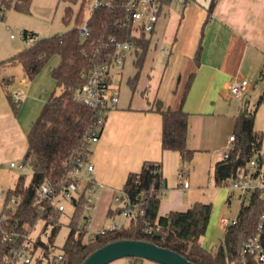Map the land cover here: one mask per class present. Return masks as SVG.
Masks as SVG:
<instances>
[{
    "label": "trees",
    "instance_id": "trees-1",
    "mask_svg": "<svg viewBox=\"0 0 264 264\" xmlns=\"http://www.w3.org/2000/svg\"><path fill=\"white\" fill-rule=\"evenodd\" d=\"M33 0H0V11L4 14L11 8L18 12L31 14ZM68 3L64 21L70 18V5L79 0H65ZM81 9L77 15V26L55 36H38L24 30V40H35L22 52L1 62L6 65H20L27 80H33L49 59L57 55L59 62L51 71L60 93L52 92L44 104L41 113L35 119L28 134V147L23 157L24 165L32 170V179L26 184L25 177L20 176L13 189L7 194L6 202L0 214V263L3 258L24 245L33 256L34 264H53L57 254L63 255L61 264H83L95 251L105 245L122 240H136L153 243L159 247L174 251L195 264H258L250 258L242 262L240 253L245 242L258 233L262 221L264 201L258 192H252L248 203L239 210L237 224L231 225L225 232L221 246L216 252H208L202 245L213 211L212 203H195L184 212H171L159 215L160 191L166 187V178L162 172V164L147 161L138 173H130L122 187V196H117L123 204L114 211L108 210V217H115L127 208L128 202L144 208V214H137L129 220L127 226L108 231L106 234L94 233L88 237L86 223L80 224L81 218L86 220L84 204L86 195L82 193L71 200L74 213L70 220V231L64 247L55 252L54 241L62 227L61 212L53 200L40 201L37 197L38 187L45 183L56 195H60L70 182V174L80 159L89 161L91 145L87 136L93 126L95 111L78 103L74 96L87 82L84 75L91 67L92 59L97 51V59H101L113 44L111 37L120 42L135 45L131 50L137 57V64H142L144 56L152 43L153 32L146 33L132 27H121L126 19L129 0H100L103 5L93 7L92 0H80ZM164 6L170 0H159ZM217 0H213L209 12L215 8ZM86 9L89 15L85 17ZM4 15H0L3 19ZM87 23L90 33L86 37L80 35L79 28ZM261 75H264L262 73ZM138 77L135 79L137 80ZM3 87L8 88L10 78H1ZM15 107L12 92L7 91ZM264 102V92L252 107L244 106L235 120V135L231 148L224 158L214 165V183L216 186L229 185L230 181L258 176L264 165L262 149L264 134L255 130V114ZM153 107L162 115L164 150L175 151L181 155L183 163L190 162L195 151L188 147L189 115L182 107L173 110L165 108L161 101H155ZM107 118V116H106ZM105 118V121H106ZM104 121V124H105ZM103 124V127H104ZM102 132V129L101 131ZM256 158L260 167L256 172L249 170L250 161ZM94 186V181H89ZM114 197V198H115ZM15 199V202L12 201ZM14 204V207L12 205ZM42 222L41 234H48V241L39 236L32 240L30 234ZM3 231L17 233L15 243L2 240ZM264 245V229H263ZM25 238L28 239L25 240ZM40 253H37V251ZM130 264H145L142 258H125Z\"/></svg>",
    "mask_w": 264,
    "mask_h": 264
},
{
    "label": "crops",
    "instance_id": "crops-1",
    "mask_svg": "<svg viewBox=\"0 0 264 264\" xmlns=\"http://www.w3.org/2000/svg\"><path fill=\"white\" fill-rule=\"evenodd\" d=\"M212 1L170 0L163 6L152 37L162 60L152 87L154 93L150 97L144 91L146 99L142 96L137 101L121 103L119 99L117 108L107 114L99 141L91 145L89 162L94 166L97 206L106 211L115 195L122 191L128 175L140 172L147 161L161 163L164 176L178 172L180 179L183 172L189 183L184 188L180 180L179 187L168 189L166 179L160 196V216L187 211L195 203H212L206 198L211 186L192 188L181 155L163 149L162 115L153 107L155 101L173 110L182 107L189 115L188 147L200 152L218 145L214 140L204 143L198 137L200 131L208 130L206 125L210 121L218 120L224 113L230 116L229 108L238 105L236 120L241 108L252 107L263 94L264 0H217L214 10L209 12ZM6 12L8 15L0 20V63L22 52L33 41L22 39L21 31L48 36L31 16L32 12L26 14L14 8ZM11 31H15L14 37ZM19 66L0 64V166L24 157L32 124L50 96L52 81L56 85L48 76L43 81H38L39 75L28 81L23 68L18 71ZM3 77L10 78L8 88L1 83ZM233 80L250 83L241 101L230 95ZM7 91L21 92V103L16 110ZM41 94L44 95L39 98ZM255 130L264 134V102L255 114ZM220 154L214 153L212 159L219 161ZM250 195L241 194V206Z\"/></svg>",
    "mask_w": 264,
    "mask_h": 264
},
{
    "label": "rangeland",
    "instance_id": "rangeland-1",
    "mask_svg": "<svg viewBox=\"0 0 264 264\" xmlns=\"http://www.w3.org/2000/svg\"><path fill=\"white\" fill-rule=\"evenodd\" d=\"M92 5V1H90ZM70 9V18L69 21H64L68 3L65 0H33L31 5V16L35 21L45 29L48 36L61 35L64 32L73 29L77 26V15L81 9V1L72 2L69 4ZM0 15H8L7 12L4 14L0 11ZM89 15V10L86 9L85 17ZM14 34L15 31H11L10 35ZM35 40L31 41L29 44L33 43ZM159 50L155 49L153 42L150 45L147 53L144 56L143 63L137 64V57L131 51L126 54V59L124 66H115L112 68L114 74L123 72L122 76H119V73L116 75V78L113 81V86H116L120 89L119 99L122 102L130 100H141L142 96L146 99V96H152L154 93L153 86L155 81L159 76V63H162V60H159ZM157 55V56H156ZM59 62V57L57 55L52 56L49 61L44 65L41 72L38 74V81H43L45 76H48L51 79V71L57 67ZM12 69V68H11ZM22 71L21 66L18 67V71ZM37 75V76H38ZM36 76V77H37ZM35 77V78H36ZM138 77L137 80H135ZM34 78V79H35ZM33 79V80H34ZM30 81V80H28ZM32 81V80H31ZM11 86V85H9ZM12 88V87H11ZM146 96L144 95V92ZM51 92L60 93V89L52 81L51 83ZM44 94L39 95L42 97ZM145 96V97H144ZM42 99V98H41ZM43 108V107H42ZM230 109V116L227 114H221L218 120L210 121L207 126V131H200L198 137L203 140L204 143L211 142L214 140L218 144L214 149L208 148V150H202L200 152H195L192 160L185 162L184 170L190 174V181L192 188H208L211 186V191L206 192V198L209 202L213 203V211L209 221L208 229L206 235L202 239V245L208 252H216L221 246V243L224 238V229L221 226V218L233 219L237 217L239 208L241 206V191H233L231 187V182L229 185L215 186L214 179L211 178L214 174V163L218 159H212L214 153L220 152L224 155L231 147V143L228 142L230 135H235V114L238 112V105ZM40 112L39 114L41 113ZM189 133V132H188ZM220 141V142H219ZM263 161H264V144L262 149ZM16 164V168L10 167V163L0 166V214L3 211L4 204L6 202L7 194L10 189L15 187V184L20 176L25 177L26 184H29L32 179V170L29 165H24L23 158L13 160ZM262 172H264V165L262 166ZM165 173V172H164ZM169 176V177H168ZM165 177L167 179L168 189L172 187H179L180 179L178 178V172L176 174L171 173ZM119 197L122 196V193L118 192ZM231 195V202L228 203V197ZM95 208L91 212L90 225L88 226V235L96 232L103 227H107L112 221L122 223L124 226L129 224L128 218L124 217L122 213L116 214L114 219L113 217H108V211L97 206V199L95 193L93 195ZM248 196L244 198V203H248ZM13 207L14 204L12 203ZM97 206V207H96ZM123 204L120 200L116 198L111 201L109 208L111 207L114 211L121 208ZM74 213V208L67 204V210L62 218V227L57 234L54 241V250L55 252H60L64 247L66 238L70 231V220ZM85 223V219L81 218L80 224ZM43 223L38 222L36 228L32 230L30 236L32 240H35L39 236L43 241H48V234H41ZM28 241V240H27ZM37 253H40L38 250ZM145 264H159L149 260L144 261ZM110 264H130L125 258L118 259Z\"/></svg>",
    "mask_w": 264,
    "mask_h": 264
},
{
    "label": "built area",
    "instance_id": "built-area-1",
    "mask_svg": "<svg viewBox=\"0 0 264 264\" xmlns=\"http://www.w3.org/2000/svg\"><path fill=\"white\" fill-rule=\"evenodd\" d=\"M103 5L100 0H92L93 7ZM126 19L120 23L121 27L137 28L144 30L146 33L155 31L157 23L162 15L163 6L159 0H129L127 6ZM1 20V19H0ZM80 35L86 37L90 33V28L87 23H84L80 28ZM15 35L13 34L12 37ZM19 36L24 39V33L21 31ZM110 42L113 44V48H110L108 52L102 56L101 59H97L98 52L94 54L95 60L92 59L91 67L88 71L84 72L87 78V82L82 89L76 93L74 99L95 111L93 126L90 133L87 136V142L93 144L99 141L101 136V129L103 131V124L107 114L115 110L119 103V92L116 86H113V81L116 78L112 68L115 66H124L126 54L135 48L133 43L120 42L116 37H111ZM122 72V71H121ZM120 72V73H121ZM119 73V75H120ZM250 86L247 80H233L230 83V95L233 99L241 101L244 99L245 94ZM15 102L21 101V92L12 93ZM234 136L230 138V142L233 143ZM232 146V145H231ZM231 148V147H230ZM221 158H224L225 154H220ZM10 166L16 168L17 164L11 162ZM260 167V163L256 158L250 161L249 170L256 172ZM94 166L85 160H78L73 171L70 174L71 182L69 186L62 191L60 195H56L54 191L45 183L41 184L37 189V197L40 201L53 200L56 206L61 212L67 210V204H71V200L78 195L85 193L86 202L84 204V212L86 215V227L90 225L89 218L91 212L95 208V202L93 195L96 193V186H89V181L93 180L92 173ZM180 180L184 188L189 187V183L185 177V174L181 172L179 174ZM232 189L241 191L242 193L258 192L264 201V173H260L256 177L243 179L241 181H232ZM163 194V189L160 191L159 196ZM0 197L2 195L0 194ZM117 200L119 198L115 197ZM15 202V199H12ZM144 214V208L138 204H132L128 202L127 208L123 212V216L132 219L137 214ZM262 221L258 226V233L248 239L242 247L240 256L243 263H246L250 258L254 259L258 264H264V245H263V229H264V212L261 215ZM1 223V218H0ZM222 228L226 231L231 225L237 224V218L229 220L222 218L220 220ZM123 226L122 223L112 221L107 227L92 232L106 234L108 231L120 229ZM20 236L17 233H10L3 231L2 240L7 243H15L16 238ZM25 240H28L25 238ZM29 245L26 241L21 247L11 250L8 255L3 258V262L0 264H34L33 256L29 250L24 247ZM63 261V255L57 254L53 261V264H61Z\"/></svg>",
    "mask_w": 264,
    "mask_h": 264
},
{
    "label": "water",
    "instance_id": "water-1",
    "mask_svg": "<svg viewBox=\"0 0 264 264\" xmlns=\"http://www.w3.org/2000/svg\"><path fill=\"white\" fill-rule=\"evenodd\" d=\"M123 258H142L159 264H195L174 251L136 240L109 243L92 253L83 264H110Z\"/></svg>",
    "mask_w": 264,
    "mask_h": 264
}]
</instances>
